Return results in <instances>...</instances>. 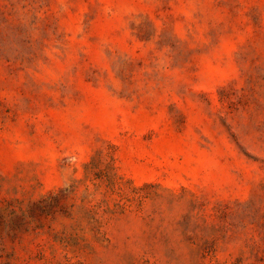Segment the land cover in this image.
I'll use <instances>...</instances> for the list:
<instances>
[{
    "label": "rangeland",
    "instance_id": "374dc122",
    "mask_svg": "<svg viewBox=\"0 0 264 264\" xmlns=\"http://www.w3.org/2000/svg\"><path fill=\"white\" fill-rule=\"evenodd\" d=\"M0 264H264V0H0Z\"/></svg>",
    "mask_w": 264,
    "mask_h": 264
}]
</instances>
